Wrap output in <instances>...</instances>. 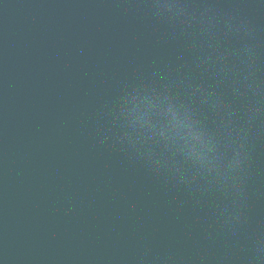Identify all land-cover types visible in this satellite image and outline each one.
Segmentation results:
<instances>
[{
  "label": "water",
  "instance_id": "obj_1",
  "mask_svg": "<svg viewBox=\"0 0 264 264\" xmlns=\"http://www.w3.org/2000/svg\"><path fill=\"white\" fill-rule=\"evenodd\" d=\"M0 264H264V0H0Z\"/></svg>",
  "mask_w": 264,
  "mask_h": 264
}]
</instances>
